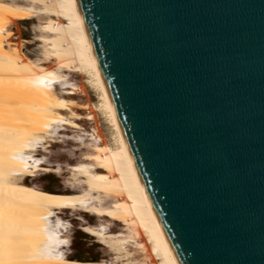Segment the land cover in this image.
<instances>
[{"label": "water", "instance_id": "95a60500", "mask_svg": "<svg viewBox=\"0 0 264 264\" xmlns=\"http://www.w3.org/2000/svg\"><path fill=\"white\" fill-rule=\"evenodd\" d=\"M180 264H264V0H77Z\"/></svg>", "mask_w": 264, "mask_h": 264}, {"label": "bare ground", "instance_id": "6f19581e", "mask_svg": "<svg viewBox=\"0 0 264 264\" xmlns=\"http://www.w3.org/2000/svg\"><path fill=\"white\" fill-rule=\"evenodd\" d=\"M35 19L47 20L36 26L44 49L37 61L9 47L10 26ZM51 61L55 68H46ZM69 74L87 77L99 93L115 148L79 125L95 119L74 111L89 108L67 98L81 91ZM67 129L77 134L68 140L86 153L68 166L65 190L27 185L26 178L50 172L37 149L46 153L50 138ZM63 211L96 218L94 225L78 218L80 230L108 251L109 261L71 257ZM0 264H180L134 163L77 0H0Z\"/></svg>", "mask_w": 264, "mask_h": 264}, {"label": "rangeland", "instance_id": "374dc122", "mask_svg": "<svg viewBox=\"0 0 264 264\" xmlns=\"http://www.w3.org/2000/svg\"><path fill=\"white\" fill-rule=\"evenodd\" d=\"M6 1L19 2V0ZM46 22V19H35L33 21H23L11 25L9 32L12 33V37L9 47L11 49H19L23 56L31 60L37 61L38 59H43L44 54L41 51L44 49L42 44L37 40L40 34L36 31V26L42 23L44 25ZM44 66L49 69H54L56 62L51 61ZM69 80V82L75 84L81 91L77 92V95L67 98L75 101L79 106L89 108L88 110L75 109L74 111L83 117H85L88 112H92L95 119L92 123L85 120L78 121L79 125L88 133H91V131L95 129L98 132V138L103 141L101 145L106 144L110 148H115V133L104 113L99 110V104L101 103L99 93L91 86L87 77L78 74H69ZM62 114L65 117L68 116V113L62 112ZM75 135L77 134L73 133V130L67 129L61 133L59 138L56 136L50 138L54 143H50V148L46 149V153L37 149L38 158L46 161L50 172L45 173L39 171L36 173V177L26 178L27 185H32L53 193H62L65 190V183L69 182L70 177L68 166L75 164L81 154L86 153V150H76L79 149V146L73 141L68 140L75 138ZM72 214L73 216H71ZM61 218L69 225V253L72 258L81 261H97L101 259L109 261L110 255L108 251L102 245L98 244L95 238L84 234L80 230L82 223L79 219H83L89 224L94 225L96 223L95 217L81 212L63 211ZM120 228L121 225L117 223L113 226L112 231L118 232Z\"/></svg>", "mask_w": 264, "mask_h": 264}]
</instances>
